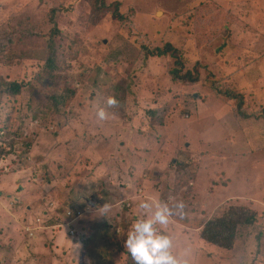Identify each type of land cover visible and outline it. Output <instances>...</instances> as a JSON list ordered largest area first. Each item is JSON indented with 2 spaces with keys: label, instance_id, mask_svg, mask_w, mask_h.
Returning a JSON list of instances; mask_svg holds the SVG:
<instances>
[{
  "label": "rangeland",
  "instance_id": "1",
  "mask_svg": "<svg viewBox=\"0 0 264 264\" xmlns=\"http://www.w3.org/2000/svg\"><path fill=\"white\" fill-rule=\"evenodd\" d=\"M166 44L177 66L154 56ZM20 166L0 195V264H134L139 202L169 196L185 205L164 229L181 264H264V0H0V172ZM232 208L254 224L232 249L205 241Z\"/></svg>",
  "mask_w": 264,
  "mask_h": 264
},
{
  "label": "clouds",
  "instance_id": "2",
  "mask_svg": "<svg viewBox=\"0 0 264 264\" xmlns=\"http://www.w3.org/2000/svg\"><path fill=\"white\" fill-rule=\"evenodd\" d=\"M116 104L117 100L114 97L107 98L108 107ZM96 118L99 121L108 118L104 107L97 109ZM109 207L108 204H104L102 209L107 212ZM138 208L143 210V214L131 224L124 240V248L134 264H181L173 253L172 237L164 229L173 215L183 214L184 203L169 196L168 202L155 199L142 200ZM157 225L160 227L157 228Z\"/></svg>",
  "mask_w": 264,
  "mask_h": 264
},
{
  "label": "trees",
  "instance_id": "3",
  "mask_svg": "<svg viewBox=\"0 0 264 264\" xmlns=\"http://www.w3.org/2000/svg\"><path fill=\"white\" fill-rule=\"evenodd\" d=\"M100 5L93 4V10L91 9V18L89 17V21L91 20L92 25H94L96 21V17L99 15L100 12ZM106 12V11H105ZM49 13L51 14V18L53 19L52 22L54 23L53 31L55 33H59V23L62 20L61 15H63V9L60 8H51L49 10ZM107 13V12H106ZM113 15H117V19L119 20V10L115 9L112 11ZM59 21V22H58ZM61 34V32H60ZM11 40V39H10ZM54 43H49L47 45V49H50L51 55L54 54ZM154 56L156 57H168L175 58L176 59V66L180 64V53L179 51L174 48L171 44H166L165 48L163 50L156 49L154 51ZM50 65L54 66V64L51 62V59H49ZM52 68V67H51ZM170 75L174 80H179L183 83H192L195 84L197 81H199V77L193 78V75L191 73H187L185 75H182L180 73V70L173 68L170 71ZM193 78V79H192ZM223 81H225V78H222ZM209 80V78H208ZM191 84V85H192ZM4 85V84H3ZM215 85V84H213ZM6 87V85H4ZM221 86V85H220ZM9 90H16L18 91V85L17 84H11L10 86H7ZM233 89V91H232ZM216 92L218 96L222 99L236 102V106L238 107V110L242 108V103L244 101V97L237 93L238 91L234 88H225L223 86L216 87ZM235 91V92H234ZM158 113L157 110H154L151 112V116L153 118L156 117V114ZM241 116H243V113H241ZM245 117V115H244ZM255 216H249L247 215L244 208H232L227 215L224 217L218 218L216 220L210 221L206 224V227L202 233V238L216 246H220L226 250L232 249L233 245H235L238 234H240V230L243 228H248L255 222Z\"/></svg>",
  "mask_w": 264,
  "mask_h": 264
},
{
  "label": "crops",
  "instance_id": "4",
  "mask_svg": "<svg viewBox=\"0 0 264 264\" xmlns=\"http://www.w3.org/2000/svg\"><path fill=\"white\" fill-rule=\"evenodd\" d=\"M26 172V168L25 167H22V166H20L19 168H17L16 169V173H14V174H10V171L8 170V169H6L5 170V173L4 172H0V179H3V182H0V183H2L3 184V190L8 186L9 187V191L8 192H0V195L3 197L4 195H8V193L11 191V190H15L16 189V187L20 184V180H22L24 177H23V175H24V173ZM48 172H50V170L48 171ZM52 173V172H51ZM51 177H52V175H50ZM22 178V179H21ZM18 184V185H17ZM43 189H46V188H43ZM17 190L19 191V193H22L23 194V192L21 191V188H17ZM16 191V190H15ZM22 194H20V195H18L17 197H16V202L17 203H19V202H21V201H24V202H26L27 201V199H22L21 197H22ZM50 194V193H49ZM49 197H51V195H49ZM84 201V200H83ZM85 202V201H84ZM27 203V202H26ZM26 203H23V204H21V205H18L17 206V208L15 207L13 210H12V212H18V213H20V212H22L23 210H24V208H25V204ZM86 203V202H85ZM69 211H67L66 212V214L68 213ZM16 215V214H15ZM66 217V216H65ZM67 218L68 219H73L72 217H69L68 215H67ZM37 220H40V219H37ZM37 220H36V222H37ZM41 221V220H40ZM54 223L52 222V225H53ZM86 254V253H85Z\"/></svg>",
  "mask_w": 264,
  "mask_h": 264
}]
</instances>
